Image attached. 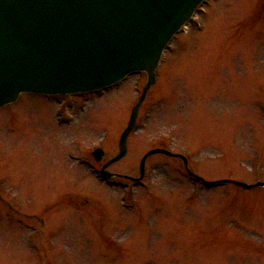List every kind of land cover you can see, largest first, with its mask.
I'll return each instance as SVG.
<instances>
[{"label":"rangeland","instance_id":"1","mask_svg":"<svg viewBox=\"0 0 264 264\" xmlns=\"http://www.w3.org/2000/svg\"><path fill=\"white\" fill-rule=\"evenodd\" d=\"M256 2L212 0L202 29L176 35L110 171L138 176L142 155L160 146L183 153L207 180L264 181ZM145 81L144 72L128 76L86 101L70 97L69 108L30 93L0 107V264H264V186L209 187L159 153L141 183L99 179L91 151L102 147L103 161L117 153ZM28 214L46 219L42 238ZM105 232L115 241L98 238Z\"/></svg>","mask_w":264,"mask_h":264},{"label":"water","instance_id":"2","mask_svg":"<svg viewBox=\"0 0 264 264\" xmlns=\"http://www.w3.org/2000/svg\"><path fill=\"white\" fill-rule=\"evenodd\" d=\"M201 1L0 0V105L23 91H92L145 71L147 83L120 136L119 153L108 164L116 161L126 152V138L155 81L164 46ZM154 152L169 154L161 148L147 152L142 174L146 157ZM102 153L94 152L96 158Z\"/></svg>","mask_w":264,"mask_h":264},{"label":"flooded vegetation","instance_id":"3","mask_svg":"<svg viewBox=\"0 0 264 264\" xmlns=\"http://www.w3.org/2000/svg\"><path fill=\"white\" fill-rule=\"evenodd\" d=\"M262 13H263V15H264V10H263V12H262Z\"/></svg>","mask_w":264,"mask_h":264}]
</instances>
